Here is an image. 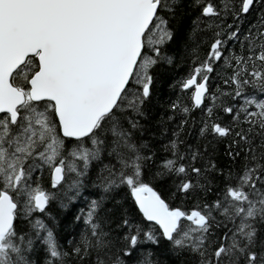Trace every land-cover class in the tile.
Instances as JSON below:
<instances>
[{
	"label": "snow or ice",
	"instance_id": "1",
	"mask_svg": "<svg viewBox=\"0 0 264 264\" xmlns=\"http://www.w3.org/2000/svg\"><path fill=\"white\" fill-rule=\"evenodd\" d=\"M70 260L264 264V0H0V264Z\"/></svg>",
	"mask_w": 264,
	"mask_h": 264
},
{
	"label": "trees",
	"instance_id": "2",
	"mask_svg": "<svg viewBox=\"0 0 264 264\" xmlns=\"http://www.w3.org/2000/svg\"><path fill=\"white\" fill-rule=\"evenodd\" d=\"M187 2V0H185ZM194 18V14L190 18H185L182 20L183 24V32H187L190 30L191 27V19ZM169 54H172L176 51L174 45H170L167 49ZM179 65V67L177 66ZM188 71L187 67V62H181L179 59V56L177 54L176 58V63L173 65L165 66V72L163 73V83L161 85L160 89V101L163 103L166 100L169 99H175L176 95L178 93V90L176 89H170L168 87L169 84L173 82L175 79H179L181 76H184ZM217 85H220L221 88H223V84L221 81L217 80L215 83L212 84V87L215 88ZM183 99H187V96L183 97ZM206 106V103H205ZM164 111V109L157 107L155 111L152 114V120L154 121L155 119L159 118L161 115V112ZM195 117L199 119L200 117V112L199 110H193L191 117ZM195 133H193L194 135ZM190 143L196 144L197 142L195 140H190ZM227 141H224L220 144H217L216 147V153H217V162L218 163H226V161L222 160L221 157L223 156L224 152V144H226ZM201 148H204V144L201 142L199 145ZM208 151H212V147L209 146ZM97 165L93 163L92 166V173L94 174L96 172ZM68 178L70 179L72 174H66ZM67 182V180L65 181ZM43 187L47 190L50 188L49 180H48V175L47 172H45L44 177L41 181ZM159 188L160 186L157 185ZM85 195H88V191L85 190ZM165 197L168 195L166 192L162 193ZM191 202H189L190 204ZM81 207H85V204L83 203V197H81L78 201H75L71 204H69L68 209H61L58 206V201L57 200H52L50 201L49 205L47 206V210L49 213H51L52 217H54L57 221V226H56V238L57 242L62 246L64 251H69L70 246H69V237H74L75 239L79 238V232L80 229L83 227L82 222H80L77 226H75L74 230H69L66 229V225L69 224L73 214L75 213L76 210H78ZM47 223H50V221L47 220V218H44ZM144 251H152L153 253L158 252V248L154 245L147 244L143 246ZM152 259H155V255L152 257ZM68 264H76L74 260H70ZM84 264H87V261L84 262Z\"/></svg>",
	"mask_w": 264,
	"mask_h": 264
}]
</instances>
